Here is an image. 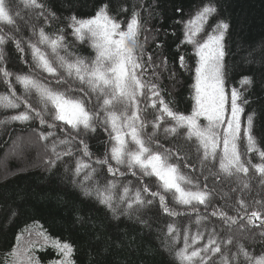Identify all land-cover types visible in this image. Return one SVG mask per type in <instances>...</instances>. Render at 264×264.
Listing matches in <instances>:
<instances>
[{
    "label": "snow or ice",
    "instance_id": "6c2138e0",
    "mask_svg": "<svg viewBox=\"0 0 264 264\" xmlns=\"http://www.w3.org/2000/svg\"><path fill=\"white\" fill-rule=\"evenodd\" d=\"M22 3L31 10L25 24L35 39L18 38L17 34L0 29V81L8 89L0 93V109L23 110L6 116L0 125L23 126L29 138L35 137L31 142L42 149L46 171L51 173L63 165L65 174H71V185L86 201L106 210L108 219L116 222L113 228L119 227L123 217L151 229L142 213L157 201L168 216L194 215L195 219L189 221L182 233L175 224L167 227L164 245L177 264H264V255L254 257L243 242L256 244L259 237V242L264 243V199L254 197L246 202L241 195L235 204L226 202L223 207L216 206L213 205L215 188L207 183L209 178H214V183L235 180L243 189H249L251 167L255 169L260 188L264 189V150L258 147L253 135L256 112L246 113L251 101L244 91L237 87H232L230 93L228 90L225 41L231 23L221 18L219 0H202L192 18L177 21L183 23L181 44L191 45L196 57L192 84L195 103L190 114L176 110L162 95L163 73L167 72L169 79L176 78L175 70L168 68L167 57L154 59L153 53L146 51L149 35L154 38L160 32L157 28L150 33L146 27L147 21L156 14L154 3L145 6L139 0V8L133 5L127 20L112 14L103 0L94 15L78 18L73 13L68 17L72 36L93 50L91 56L72 50L64 29L46 32L39 25L41 19L44 25L59 19L44 3L40 0H22ZM141 10L147 12V17H142ZM119 11L127 12V6ZM0 21L12 25L15 33L20 32L7 0H0ZM9 43L14 44L25 64L28 61L24 59V45L30 49L28 72L13 73L6 67L5 49ZM156 47L162 44L157 43ZM178 63L181 69L189 70L183 55L179 56ZM33 69L46 73L49 80L46 82ZM13 80L21 86V94L16 92ZM240 85L247 86V91L254 87V80L243 76ZM73 92L83 95H73ZM148 108L154 114L152 120L142 115ZM36 122L39 128L32 126ZM149 126L151 132L147 131ZM98 129L108 137L103 156H95L87 142L90 134H96ZM161 134L165 139L194 141L196 163H190L192 157L182 143L165 148L158 139ZM22 139L17 137L14 144L20 146ZM242 140L246 142V151H241ZM253 152L261 162L252 164L247 159V154ZM66 158L74 160V168L65 162ZM180 161L198 175L184 173ZM105 168L107 177L103 175ZM127 175L136 179L135 186L132 181L124 180ZM146 177L156 178V190L145 183ZM169 197L185 211L170 207ZM225 208H231L235 215H229ZM68 215L72 228L82 230L90 243L102 239L103 220L81 214L74 206H69ZM209 216L220 219L227 229L225 235L220 234L223 229L207 227ZM193 224L195 231H192ZM181 238L183 246L178 247ZM107 239L101 255L113 247L122 249L125 243L131 246L135 240L111 236ZM49 247L59 257L50 264H76L75 245L54 238L35 219L16 234L15 243L0 258V264H40L37 250ZM94 264L104 262L95 260Z\"/></svg>",
    "mask_w": 264,
    "mask_h": 264
},
{
    "label": "trees",
    "instance_id": "16d2710c",
    "mask_svg": "<svg viewBox=\"0 0 264 264\" xmlns=\"http://www.w3.org/2000/svg\"><path fill=\"white\" fill-rule=\"evenodd\" d=\"M7 2L15 15L17 12L20 13V16L15 20L20 32L15 33L13 26H5L6 23L2 21H0V25H3V27L0 26V29L8 34H17L18 38L27 37L34 40L35 37L31 36V31L25 24V21L31 17V11L21 9L18 0H7ZM40 2L44 3L47 9H50L59 17L58 20H53L50 25H44L43 19L38 22L40 26L45 27L46 32H53L62 28L68 43L72 45V50L84 56L94 55L93 50L87 44H81L72 36L67 18L73 13L78 18L94 15L102 0H40ZM103 2L109 5L112 14L118 15V18L122 20L130 18L133 5L139 8V0H103ZM143 2L145 6L152 3L156 5V14L147 21L146 27L150 30V33H153L157 28L160 29L159 35L154 38L151 34L149 35L146 51L153 53L154 59L167 57L168 68L170 70L174 69L176 72L175 80L169 79L167 72L163 73L162 95L166 100L173 103L176 110L190 114L195 103L192 99V84L194 82L196 57L191 45L181 44L183 23H177V21L188 19L201 7L202 0H143ZM219 2L221 5V18L228 19L231 23L225 41L228 90H230L229 86L231 88L237 87L244 91L246 98L251 101L246 106V113L254 110L256 112L253 135L257 140L258 147L264 150V0H219ZM125 6H127V12H120L119 9ZM177 9L180 11H177ZM141 15L147 17V12L141 10ZM141 39L143 40V36ZM157 43L162 44V47L157 48ZM24 47V59L28 61L27 64L21 60V54L15 49L13 43L6 46V67L9 71L13 73H26L29 71L31 52L26 44ZM180 55L185 57L189 70H183L179 67L178 58ZM33 70L46 82L49 80L46 73H41L38 69ZM243 76H251L254 80V87L245 91L247 86L241 87L240 85ZM52 85L55 87L54 81H52ZM13 86L18 94L22 93L21 86L15 84L14 80ZM7 91V86L0 81V93H6ZM72 94L83 95L78 92ZM20 110H23V108L7 111L0 109V120ZM142 115L148 120L154 119L151 108H148ZM201 123H206V121L201 120ZM32 126L39 128L38 122L33 123ZM151 130V126H149L147 131L151 132ZM28 133L19 123L0 126V165L6 148L13 142L14 138L26 136ZM107 139L106 133L101 129H98L94 135L90 134L87 138L90 150L95 156H103L105 151L104 142ZM158 139L165 148L171 147L173 143L184 144L185 151L189 152L192 157L190 163H196L194 141L186 143L182 138L179 140L165 139L163 134ZM245 143V141H241V151H246ZM25 150L27 151L24 152L21 158L16 156L15 159L8 158L6 173H2L0 167V258H3L6 251L13 246L16 234L27 225L32 224L35 219L44 224L49 234L54 238L75 245L74 258L76 264H94L95 260H102L104 264H177L164 245L167 227L169 224H175L181 229L182 233L183 228L189 224V221L195 219L194 215H181L175 218L168 216L160 209L157 201L150 209L142 213L143 218L151 224V229L141 226L135 220H127L123 217L119 222V227L113 228L112 224L116 222H111L108 219L109 214L106 213V210L94 206L90 201H86L79 195V190L71 185V174H65L63 165H59L57 169L49 173L46 171L43 162H41L43 158L42 149L38 151L35 147L34 150ZM24 157L28 160L27 164L29 166L23 167L18 164L19 161L17 160L25 159ZM247 159L251 160L252 164L261 162L255 152L248 153ZM65 162L71 168H74V160L66 158ZM180 167L187 175H198V173H190L184 167L183 161H180ZM103 175L108 176L106 168L103 170ZM248 176L251 177L249 189H243V186L238 185L235 180H223L214 183V178H209L207 181L209 187L215 188L213 205L223 207L226 202L235 204L237 198L241 195H243L246 202L254 197L264 199V189L259 186L254 168H249ZM199 178L203 181L202 176ZM241 178L243 179V175ZM124 180L132 181L134 185L137 184L136 179L134 180L131 177L126 176ZM146 181L150 183L153 190H156L154 179L148 178ZM232 188L237 190L232 191ZM258 193L259 195H257ZM69 206L79 208L81 214H90L96 217L98 221H104L105 230L101 233V240L90 243L89 238L83 235L82 230L72 228L68 215ZM169 206L180 212L185 211L183 207L174 204L170 197ZM211 210L209 208L208 212L210 213ZM224 210L229 215H235L231 208H225ZM251 210L249 208V212ZM200 211L204 212L203 206H200ZM13 212L16 213L15 216L12 215ZM243 222L246 223V220ZM212 226H216L217 231L223 229V231H220L221 236L227 233V229L219 221L209 216L207 227L211 228ZM192 231H195L194 224L192 225ZM253 231L255 232L257 229H253ZM109 236L113 239L122 238L124 241L134 237L135 240L131 246L125 243L122 249L113 247L101 255L100 251L107 246ZM243 242L254 257L264 255V243L259 242V237H257L256 244H252L251 241L247 240ZM182 246L181 238L178 247ZM233 251H235L234 248ZM36 255L40 260V264H50V261L59 258L55 250L50 247L44 251L37 250Z\"/></svg>",
    "mask_w": 264,
    "mask_h": 264
},
{
    "label": "rangeland",
    "instance_id": "374dc122",
    "mask_svg": "<svg viewBox=\"0 0 264 264\" xmlns=\"http://www.w3.org/2000/svg\"><path fill=\"white\" fill-rule=\"evenodd\" d=\"M19 1V3H20V5H21V9H26V10H29V9H27L24 5H23V3H22V0H18ZM23 6V7H22ZM31 11V10H30ZM195 13H196V11L188 18V19H186L185 21H187V20H189L190 18H192L194 15H195ZM12 14H13V16H14V19L16 20L17 19V16L15 15V13H14V11H12ZM0 26H2L3 27V25H0ZM5 26H7V24L5 25ZM8 26H12V25H8ZM71 30V29H70ZM182 30H183V26H182ZM192 47V46H191ZM192 49H193V47H192ZM193 53H194V49H193ZM229 89L231 90V87L229 86ZM230 90H229V93H230ZM0 126H2V125H0ZM18 137H21V136H18ZM22 140L21 141H19V145L20 146H17V145H15L14 144V141H16L17 140V137L16 138H14V140H13V142L6 148V150H5V155L3 156V160L1 161V165H0V167L2 168V173L3 172H5L6 173V171L8 170L7 169V164H8V158H11V159H15V156L16 157H19V158H21V156L24 154V152L25 151H27V150H25V149H35V147H36V149L38 150V151H41V148L37 145V144H35V143H32L31 141H34L35 140V137H31V138H29V133L26 135V136H22ZM29 152V151H28ZM29 154V153H28ZM26 157H27V155H26ZM26 157H24L25 159H26ZM23 158V157H22ZM18 159L17 161H19L18 162V164L19 165H22L23 167L25 166H29L27 163H28V160L26 159ZM42 162V161H41ZM40 162V163H41ZM187 170L190 172V173H194L193 171H192V168L191 167H188L187 168ZM4 173V174H5ZM127 177H131L132 179H134L135 180V178L134 177H132L131 175L129 176V175H127ZM148 178H145V183H148V184H150L148 181H146ZM152 179H154V182L156 183V178L155 177H152ZM134 185V184H133ZM135 186V185H134ZM155 186V185H154ZM216 221H219L221 224H222V222L220 221V219L219 218H217V217H213ZM223 225V224H222ZM164 240H165V237H164Z\"/></svg>",
    "mask_w": 264,
    "mask_h": 264
}]
</instances>
